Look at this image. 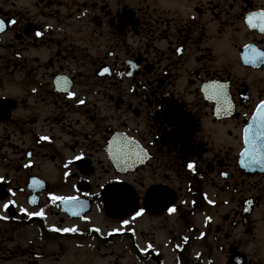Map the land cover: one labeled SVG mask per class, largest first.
<instances>
[{
  "label": "flooded vegetation",
  "instance_id": "1",
  "mask_svg": "<svg viewBox=\"0 0 264 264\" xmlns=\"http://www.w3.org/2000/svg\"><path fill=\"white\" fill-rule=\"evenodd\" d=\"M262 12L0 0V264H264Z\"/></svg>",
  "mask_w": 264,
  "mask_h": 264
},
{
  "label": "snow or ice",
  "instance_id": "2",
  "mask_svg": "<svg viewBox=\"0 0 264 264\" xmlns=\"http://www.w3.org/2000/svg\"><path fill=\"white\" fill-rule=\"evenodd\" d=\"M254 16H258L260 18V20L262 21L261 24L259 25V27H261L262 30H264V12L262 13H252L249 16V23H252V18ZM10 23H15V20L10 21ZM253 27H257L256 24H252ZM5 28V21L0 20V31H3ZM37 35H41V33L37 32ZM253 60L255 59H264V52H255L253 54L252 57ZM104 71H108V69H105ZM69 96H75V93H69ZM79 103L83 104L84 101L83 100H79ZM255 120L257 122L256 124V139L254 140H250V143H253L254 147H256V145L259 144L260 141H264V100H262L260 102V106L257 108L256 110V115H255ZM253 129L250 126L248 129H246V139H247V133L251 132ZM44 139H48V137H44ZM245 154H249V150L246 149L245 150ZM256 155L260 157L259 160H256L255 162L258 163H264V148H256ZM77 159H79L80 157H76ZM189 167H193V165L189 164ZM2 179V178H0ZM52 196L53 200H60V201H68V202H74L78 204V197H62V196H56L54 194H50ZM33 202H35L33 200ZM9 203H13L12 201H10ZM9 207V204H5L4 208L7 209ZM22 212L27 213L29 216H43L44 215V210L41 209L39 212H28L27 209H21ZM143 211V209H141V212ZM170 212H174L176 211V209L170 208L169 209ZM136 215H140V212H137ZM6 219V217H3ZM124 224H127L128 221L125 220L123 221ZM56 231H63V232H74L77 231L76 228H64V229H55ZM97 231H99V229H97Z\"/></svg>",
  "mask_w": 264,
  "mask_h": 264
},
{
  "label": "rangeland",
  "instance_id": "3",
  "mask_svg": "<svg viewBox=\"0 0 264 264\" xmlns=\"http://www.w3.org/2000/svg\"><path fill=\"white\" fill-rule=\"evenodd\" d=\"M72 260V259H71ZM70 259H69V262L71 261Z\"/></svg>",
  "mask_w": 264,
  "mask_h": 264
}]
</instances>
